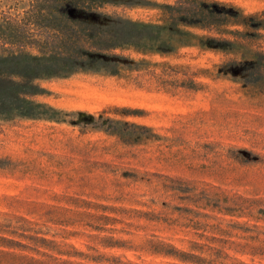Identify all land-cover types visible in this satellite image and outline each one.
Segmentation results:
<instances>
[{"label": "rangeland", "instance_id": "374dc122", "mask_svg": "<svg viewBox=\"0 0 264 264\" xmlns=\"http://www.w3.org/2000/svg\"><path fill=\"white\" fill-rule=\"evenodd\" d=\"M0 264H264V0H0Z\"/></svg>", "mask_w": 264, "mask_h": 264}, {"label": "trees", "instance_id": "16d2710c", "mask_svg": "<svg viewBox=\"0 0 264 264\" xmlns=\"http://www.w3.org/2000/svg\"><path fill=\"white\" fill-rule=\"evenodd\" d=\"M28 58H33V57H28Z\"/></svg>", "mask_w": 264, "mask_h": 264}]
</instances>
